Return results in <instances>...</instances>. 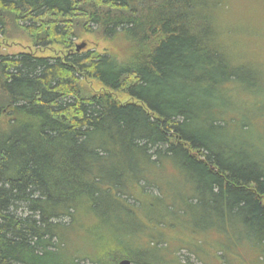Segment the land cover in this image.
Returning a JSON list of instances; mask_svg holds the SVG:
<instances>
[{"label": "trees", "instance_id": "1", "mask_svg": "<svg viewBox=\"0 0 264 264\" xmlns=\"http://www.w3.org/2000/svg\"><path fill=\"white\" fill-rule=\"evenodd\" d=\"M216 1L0 0V39L33 45L0 53V264H150L129 222L146 186L264 254V132L233 114L248 73L217 43ZM82 35L110 48L78 51ZM102 225L122 236L68 253Z\"/></svg>", "mask_w": 264, "mask_h": 264}, {"label": "rangeland", "instance_id": "2", "mask_svg": "<svg viewBox=\"0 0 264 264\" xmlns=\"http://www.w3.org/2000/svg\"><path fill=\"white\" fill-rule=\"evenodd\" d=\"M214 19L217 43L232 57L235 65L243 63L242 69L248 73V82L240 81L246 84V89L240 88L238 95L232 93L233 114L237 115L241 110L240 118H248L255 130L264 132V0H217ZM18 37L19 46H13L11 42L4 44V39H0V53L17 54L25 51V47L33 46L25 37ZM77 45L100 53L110 48V44L96 35H82ZM38 54L51 56L53 52L45 50ZM257 81L260 82L257 87H263L255 88ZM238 86L244 87L240 83L234 85ZM167 173H170L167 174L169 178L176 175L169 169ZM175 188L176 191L162 188L164 205H156L153 201L147 204L149 198L146 195L160 197L158 189L148 186L139 197L144 201H129L134 208L131 209L134 216L129 217L130 224L136 229L134 249L145 254L154 251L150 255L153 259L147 256L150 264L159 261L162 263L158 264H264V254L260 248L248 243L241 227L232 226L229 220L225 227L218 228L217 222L210 218L214 209L207 205L191 207L177 201L181 190ZM120 234L122 236L104 225L94 235L78 232L72 237L67 251L77 250V256L82 259L95 257L98 253L95 248L101 245L100 236L111 242ZM135 252L138 254L137 250Z\"/></svg>", "mask_w": 264, "mask_h": 264}, {"label": "water", "instance_id": "3", "mask_svg": "<svg viewBox=\"0 0 264 264\" xmlns=\"http://www.w3.org/2000/svg\"><path fill=\"white\" fill-rule=\"evenodd\" d=\"M82 48H84L83 45H79V46L77 47L78 51L81 50ZM119 264H134V263L131 262L130 260H127V259H126V260L121 261Z\"/></svg>", "mask_w": 264, "mask_h": 264}]
</instances>
